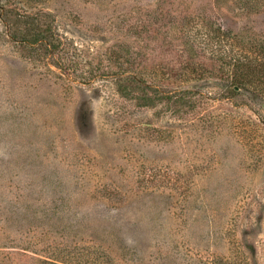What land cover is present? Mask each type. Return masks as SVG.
Instances as JSON below:
<instances>
[{"label":"rangeland","instance_id":"obj_1","mask_svg":"<svg viewBox=\"0 0 264 264\" xmlns=\"http://www.w3.org/2000/svg\"><path fill=\"white\" fill-rule=\"evenodd\" d=\"M254 42L264 0H0V264H264ZM217 52L246 89L223 59L179 82L194 106L128 77Z\"/></svg>","mask_w":264,"mask_h":264},{"label":"trees","instance_id":"obj_2","mask_svg":"<svg viewBox=\"0 0 264 264\" xmlns=\"http://www.w3.org/2000/svg\"><path fill=\"white\" fill-rule=\"evenodd\" d=\"M247 1L252 2L254 0H247ZM158 8L160 10L158 20L163 19V17H165L166 15H169L168 11L164 8L162 4H160ZM27 41L33 44L45 42L47 45H49L48 47H50V50L52 51L51 53H54V51H56V46L53 44L54 42L50 40L49 29L40 28L36 30L35 32H32V34H30V37L28 38ZM250 47L254 53H257V55H260L261 57L264 58V42L263 43L254 42ZM221 55L223 54L217 52V55H215V58L214 59L211 58L212 60H210L209 62H207L206 57L203 56L198 59V62L196 61V59L192 60V58H189L188 61L183 62V63L177 61L174 64L173 63L169 64L168 62L162 59V55L161 53H159L157 56L156 62L159 67L163 66V68L161 70V73L158 74V76L160 77V80H159L160 83L158 84L169 85L170 88H168L166 91L165 90L160 91V89L157 86L158 84L156 82H147L144 78H142V75L146 74L145 70H147V68L151 69L157 66L156 64L153 65L151 62H147V60H145L144 58H142V60H134L133 63H130L134 69H137V70L139 69L140 72L133 71L129 74L128 77L130 81L136 82L138 85H140L141 88H144V89L152 88L156 92H159L153 95L146 93L145 95L140 97L144 101V103H146L147 105L154 104L157 101L161 100L163 97H165L168 99L175 98L176 101L178 100L185 101L186 105L189 104V105L194 106V103H190V101L186 102V98L187 99L189 98L188 94L190 91L183 89L182 86L179 84V82L184 81L185 78L191 74L192 75L199 74V76H202L203 72L209 71L213 69V67L216 68L215 65H218L217 61L223 59V56ZM237 59L238 58H236V60ZM232 60L233 58H231V60L229 61L223 59L221 63L225 66L227 64L229 68H231V65L236 66V68L238 69V74L236 76L237 82H236V85L233 87V89L234 91L239 92V90L242 88H245L244 86L246 85L245 84L246 74H243V75L241 74L243 73L242 69H244L247 72V74L249 71H250L249 73H251V71L253 70L254 71L252 73H255V69L250 68L249 65H244V64L242 65L240 61L235 62L233 64L231 62ZM210 63L212 64V66ZM217 74L220 77H229V79L234 80V78H231L232 75L226 72L225 70H223L221 66H219ZM145 92H148V91H145Z\"/></svg>","mask_w":264,"mask_h":264}]
</instances>
